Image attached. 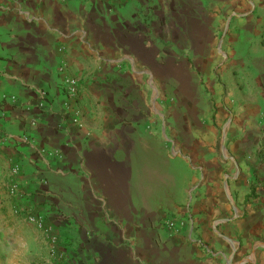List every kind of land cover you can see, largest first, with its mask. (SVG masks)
Instances as JSON below:
<instances>
[{"label":"crops","instance_id":"crops-1","mask_svg":"<svg viewBox=\"0 0 264 264\" xmlns=\"http://www.w3.org/2000/svg\"><path fill=\"white\" fill-rule=\"evenodd\" d=\"M0 129V264H264V0H0Z\"/></svg>","mask_w":264,"mask_h":264},{"label":"built area","instance_id":"built-area-1","mask_svg":"<svg viewBox=\"0 0 264 264\" xmlns=\"http://www.w3.org/2000/svg\"><path fill=\"white\" fill-rule=\"evenodd\" d=\"M118 3H126L129 0H116ZM64 87L65 91L69 96H76L79 92V81L73 77H66L64 79ZM4 137L2 130L0 129V139ZM19 167L17 165L13 166L11 169V183L9 185V193L10 195H16L19 190V184L16 181V176L19 173ZM27 220L37 226L38 228L43 229L46 233H49L48 229L45 226V219L43 216L38 214L35 211L29 210L27 212ZM162 223L167 226L171 230H178L181 226L185 224V221L181 218L173 214L167 215L163 220ZM49 241H50V256L53 259L52 263L50 262H43L39 264H56L57 262H61L65 259V254L60 249V242L57 236H53L49 233Z\"/></svg>","mask_w":264,"mask_h":264},{"label":"rangeland","instance_id":"rangeland-1","mask_svg":"<svg viewBox=\"0 0 264 264\" xmlns=\"http://www.w3.org/2000/svg\"><path fill=\"white\" fill-rule=\"evenodd\" d=\"M201 1H203L204 3H208L210 0H201ZM217 113V108H215V110H214V115ZM217 133H218V135H217V137H218V143H220V140L222 139V136H223V131H224V128H223V126L222 125H220L219 127H217ZM230 214V213H229ZM165 218V217H164ZM163 218V219H164ZM162 219V220H163Z\"/></svg>","mask_w":264,"mask_h":264}]
</instances>
